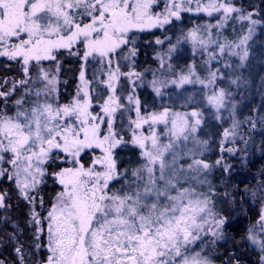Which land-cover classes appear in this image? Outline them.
Returning a JSON list of instances; mask_svg holds the SVG:
<instances>
[{"label": "snow or ice", "instance_id": "obj_1", "mask_svg": "<svg viewBox=\"0 0 264 264\" xmlns=\"http://www.w3.org/2000/svg\"><path fill=\"white\" fill-rule=\"evenodd\" d=\"M258 26L264 7L242 0H0V229L13 264H215L229 223L218 204L237 195L259 204L243 239L264 264V172L223 202L211 180L264 135V102L243 111Z\"/></svg>", "mask_w": 264, "mask_h": 264}, {"label": "trees", "instance_id": "obj_2", "mask_svg": "<svg viewBox=\"0 0 264 264\" xmlns=\"http://www.w3.org/2000/svg\"><path fill=\"white\" fill-rule=\"evenodd\" d=\"M256 1V0H255ZM254 1V2H255ZM258 6L264 7V0H260V3H258ZM143 59V56L141 57ZM68 64H65V68H67ZM71 65V64H69ZM72 66V65H71ZM5 73V69L3 66H0V75ZM67 78L71 81L72 73H66L65 74ZM73 90V83L70 82L67 89H62L64 96H67V94L71 93ZM259 132V131H258ZM259 136H263L261 139H257ZM260 141L258 143V146H255V141ZM253 143L250 145L249 154H248V161L249 164L246 162V166H243V171H240L238 169H234L236 171L233 176L228 179H226L225 184L230 185L231 192L236 191L237 189L240 190V192H244L245 189H253L255 188V185L257 183H260L262 176L261 173L264 172V151L259 150V146L261 145V142L264 141V135H262L260 132L257 133V135H254L252 137ZM232 163H235L238 165L237 161H231ZM218 182V180H217ZM235 188L232 191V188ZM3 187H7V185H3ZM224 190V189H222ZM226 190V189H225ZM224 190V192H225ZM12 195V201L14 203V207L12 209L11 215L13 218L19 217L21 224H23V212L25 211L23 205L20 207L15 206V194L11 193ZM232 207V204H230ZM247 204L245 201L242 200V197L240 195L236 196V203L232 207L231 213L226 212V206L223 205L222 211L223 215L229 217V223L226 226V235L229 237V245L224 244L225 247L222 248L224 252L223 255L227 257V261L238 259L239 264H252L254 262V254L249 253L248 245L245 243V240L243 237L245 236L246 229H247V223L249 220L248 213L244 211ZM30 230L25 229L24 234V242L26 244L30 243V236H29ZM0 238H3L5 241L4 244L0 245V256L6 257L9 264H13V261L15 260V255L12 253L11 244L7 243L8 241V235L6 229H0ZM226 243V242H225ZM252 257V258H251Z\"/></svg>", "mask_w": 264, "mask_h": 264}, {"label": "rangeland", "instance_id": "obj_3", "mask_svg": "<svg viewBox=\"0 0 264 264\" xmlns=\"http://www.w3.org/2000/svg\"><path fill=\"white\" fill-rule=\"evenodd\" d=\"M242 0V2L247 6L248 4H253V5H258V3H260V0ZM195 17L191 18V19H188L186 17V20H185V23L188 24V26H191V23L195 21ZM205 20L208 19L207 17L204 18ZM202 22V21H201ZM239 26H237L236 28V33L235 34H238L239 33ZM228 33L230 36L232 35H235L232 31V28L229 27L228 29ZM252 51L253 53L255 54L253 60H252V67H251V77L250 79L254 80V85L250 87V90L247 91L245 93V99H244V103L248 104V107L247 108H244L243 111H244V114L247 115V113L252 109V108H260L261 107V104L262 102H264V95H261V93L259 91H257V89L259 88L260 86V76L261 75H264V63H262V60H261V57H260V53L261 52H264V28L262 27H257V31H256V34L254 35L253 37V42H252ZM72 67L71 65H67V68H70ZM68 73H71V72H68ZM69 94H67V96H64V98H67ZM257 133H259L257 131ZM254 134V135H257ZM253 135V136H254ZM263 136H259L257 139H261ZM255 141V146H258V143L260 141ZM212 159H215V157L213 156ZM248 157L246 158V160H244L243 163L241 162H237L238 165H236V169L240 170V171H243V166H246V162L247 164H249V161L247 160ZM236 171H233V174H235ZM233 174L231 176H233ZM226 179H228V176L227 175H222L221 173H216L214 174L213 177H211V180L212 182L217 186V198L219 201L223 202L224 200V190L225 191H228V192H231V187H228L227 184H225L226 182ZM218 180V182H217ZM259 183H257L255 185V188L258 186ZM236 185H234V187L232 188V191L233 189L235 188V190L237 189L235 187ZM255 188L253 189H250V190H254ZM224 189V190H222ZM240 191V190H239ZM243 201L246 202L247 206L244 211L246 212V214L248 213V216H249V220H248V223H247V228L250 226V224L252 222H254V220L256 219L257 215H258V210H259V204L254 202L250 196L248 197H245L242 199ZM223 205L226 206V212L227 213H231L230 211H232V207H233V204H232V207L229 203H226V202H223V203H220L218 204V207H222L223 208ZM226 226L227 224L225 225V229L224 231L226 230ZM226 233V231H225ZM227 237V242H220L217 247H216V251L214 253V260H215V264H228V261H227V257L224 254L225 251L222 250L224 246V244H228L229 243V237L228 235H226ZM245 243L248 245V249H249V253H253L254 254V262H252V264H256V261H257V257H256V254L255 252L253 251V249L249 246L248 242L245 240ZM229 245V244H228ZM252 258V257H251Z\"/></svg>", "mask_w": 264, "mask_h": 264}, {"label": "flooded vegetation", "instance_id": "obj_4", "mask_svg": "<svg viewBox=\"0 0 264 264\" xmlns=\"http://www.w3.org/2000/svg\"><path fill=\"white\" fill-rule=\"evenodd\" d=\"M232 261H233V264H235L236 259H233Z\"/></svg>", "mask_w": 264, "mask_h": 264}]
</instances>
